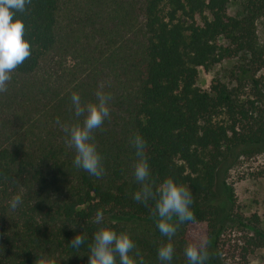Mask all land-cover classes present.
Returning <instances> with one entry per match:
<instances>
[{
	"label": "trees",
	"instance_id": "trees-1",
	"mask_svg": "<svg viewBox=\"0 0 264 264\" xmlns=\"http://www.w3.org/2000/svg\"><path fill=\"white\" fill-rule=\"evenodd\" d=\"M230 1L240 16L228 13ZM30 0L16 12L31 55L0 92V264H89L101 227L130 235L144 264H161L169 242L141 188L131 138L145 140L153 190L166 178L186 186L194 220L177 224L171 264H188L185 248L204 246L218 264L227 213L234 209L226 172L264 151V47L256 23L264 0ZM240 58L233 85L197 86L198 69ZM110 94L109 118L92 133L104 173L73 165L63 126L82 124L81 105ZM59 121V123H58ZM21 195L15 210L9 202ZM103 214L96 222V212ZM262 217L264 218V212ZM248 246L264 248L255 228ZM85 236L79 248L70 241ZM117 264L119 258L117 257Z\"/></svg>",
	"mask_w": 264,
	"mask_h": 264
},
{
	"label": "clouds",
	"instance_id": "clouds-1",
	"mask_svg": "<svg viewBox=\"0 0 264 264\" xmlns=\"http://www.w3.org/2000/svg\"><path fill=\"white\" fill-rule=\"evenodd\" d=\"M29 3L30 0H0V92L7 90L11 72L31 55L30 43L24 38L25 25L21 19L14 18L16 12H24ZM70 99L75 116L79 117L86 113L82 124L63 126L75 150L73 165L91 176L100 178L104 168L92 133L109 118L110 94L98 91L96 101L86 107L81 105L78 92H73ZM130 142L138 158L133 176L135 181L141 184L140 190L134 194L133 199L145 203L150 198H155L152 215L158 218L156 226L161 235L169 240L157 249V258L161 264H171L174 248L170 241L177 228L173 220L180 223L194 220L191 208L192 194L186 186L175 182L172 178L164 179L154 191L150 180L149 163L144 154L145 140L142 136L135 135ZM21 204V195H15L10 200L9 207L15 210ZM102 216V212L97 210V223L101 222ZM84 240L85 236L77 234L70 241V245L74 249L79 248ZM134 249L135 244L129 234L117 233L111 228L101 227L93 234L89 246V264H117V257L119 264H144L138 250L135 251V258L130 255ZM184 254L188 264H205L208 259V251L204 246L197 247L190 244L186 246Z\"/></svg>",
	"mask_w": 264,
	"mask_h": 264
},
{
	"label": "rangeland",
	"instance_id": "rangeland-1",
	"mask_svg": "<svg viewBox=\"0 0 264 264\" xmlns=\"http://www.w3.org/2000/svg\"><path fill=\"white\" fill-rule=\"evenodd\" d=\"M69 4L67 0H64ZM228 13L233 17L240 16L238 1H230ZM259 43L264 47V19L256 23ZM240 58L221 61L205 70L198 69L197 86L208 90L212 80L231 87L232 73L243 65ZM225 181L232 191L235 207L227 213L226 228L220 238L218 247V264H264V248L248 246L249 238L253 235L254 221L257 230L264 234V151L251 156L240 157L226 172Z\"/></svg>",
	"mask_w": 264,
	"mask_h": 264
}]
</instances>
